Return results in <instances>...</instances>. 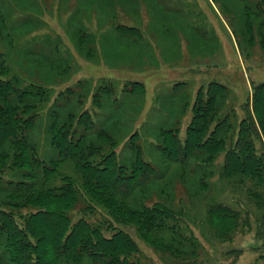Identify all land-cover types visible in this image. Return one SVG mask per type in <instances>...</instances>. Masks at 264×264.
Returning <instances> with one entry per match:
<instances>
[{
	"label": "rangeland",
	"instance_id": "obj_1",
	"mask_svg": "<svg viewBox=\"0 0 264 264\" xmlns=\"http://www.w3.org/2000/svg\"><path fill=\"white\" fill-rule=\"evenodd\" d=\"M247 1L250 12L245 0H0V54L16 78L12 92L38 107L26 135L40 163L22 154L27 168L0 181V223L13 219L24 247L30 243L24 264H263L264 235L257 232L264 158L249 165L233 147L239 124L251 118L247 131L259 139L249 138L264 151V112L253 94L264 82V18L251 11L255 0ZM37 85L46 91L43 100L31 98ZM210 88L220 112L205 127H189L194 100ZM69 117L70 138L90 137L84 148L91 150L64 162L50 143L60 128L48 126L69 124ZM89 119L93 127L83 129ZM169 131L180 141L176 158L166 144ZM97 147L103 153L96 156ZM111 153L103 170L99 161ZM76 160L95 164L101 185ZM7 180L24 183V191L17 195ZM39 192L44 200L56 194L52 209L69 218L58 215V230L71 250L31 247L51 231L30 223L45 205ZM35 196L40 207L26 206ZM167 207L178 218L168 217ZM5 228L0 224V264H20ZM119 228L115 259L104 253L105 240Z\"/></svg>",
	"mask_w": 264,
	"mask_h": 264
},
{
	"label": "trees",
	"instance_id": "obj_2",
	"mask_svg": "<svg viewBox=\"0 0 264 264\" xmlns=\"http://www.w3.org/2000/svg\"><path fill=\"white\" fill-rule=\"evenodd\" d=\"M252 2H254V0H252ZM252 6L255 7V10H251L253 13L255 12V17L262 15L263 17L261 18H264V0H255V3H253ZM245 9H246L245 10L246 12H250V5L247 0H245ZM245 14L249 18V13H245ZM262 23H264V20L259 21V25ZM126 29L129 33H131L130 34L131 36L133 35L135 36L137 33L136 32L137 30L135 27H126ZM263 40H262V43H263ZM10 73L11 72H10L9 66L7 65L4 57L0 54V181L3 180V176L4 174H6V172L7 173L9 172L19 173L18 172L19 169L23 170V168H27L26 166H23L26 160L25 159L23 160L24 156L22 157V154H29V156L34 159L35 163L37 164L40 163L39 159L37 158L36 160L34 157L35 156L34 152L36 151L34 144L32 143V141H30V139H28L26 135V132L30 131L33 121H34V117L36 116L37 104L33 102L32 104H28L27 101L24 102V104H22L21 102L22 100L20 98L21 93L18 92V95H17L15 91L12 92V89H13L12 83L16 78H15V75L12 76ZM133 83H137V81H133ZM36 88L39 91L36 93L33 92L31 94V98H36L37 95H40L39 100L45 99L46 91H44L42 87H40V85H37ZM131 88L132 90H134V85H132ZM209 90H211V93L207 95L205 99L198 96L194 100L192 108H191L193 113L191 115V120H190L191 122H190L189 127L191 128L205 127V125L207 126L209 120H213L216 117V113L220 112L219 111L220 110L219 101L215 100L214 98L215 95H214L212 88H210ZM226 94L227 93L224 92V97L226 96ZM253 94L255 96L254 99L257 102H260L261 111L264 112V82H262V84L253 86ZM227 98L228 96L226 97V99ZM93 99H94L93 100L94 103L98 105L99 103L98 96L95 95ZM253 106H254L253 110L255 112L260 110V108L257 107V103H254ZM246 111L248 112L250 110L246 108ZM26 112L28 113L25 115ZM72 118L73 117H69V124L66 123L68 120L66 119L64 122L60 120L59 122L57 121L51 122L50 126H48V130L52 132H55L54 128L56 127V125L60 128L59 131L53 133V136L50 139L51 140L50 143L53 145H56L60 149V154L62 156L61 161H64V162H69L71 161L72 157L82 155L85 148H87V150L89 149L91 150L90 145L84 148V142L87 143L86 141H90L89 140L90 137H86V139L84 137L83 139V136L81 137L79 136L76 140H73L72 138H70L68 127H71L72 125L70 121ZM78 120H80L81 122L80 117L78 118ZM89 121H90L89 123L87 122L83 123V129L93 127L94 123L92 122L91 119H89ZM250 124H252L251 118L245 121L244 120L241 121V123L238 126V131L235 136V141L233 143V145L235 146L233 147L236 148L237 152L242 153L243 156L248 159L247 163L249 165H254L255 167H257L261 164L260 160L262 159V157L264 158V154H263L264 151L261 152V154H259L254 149V145L252 142V136L255 139H259V135L257 134L256 130L254 132L250 131L252 129L248 130L249 132L247 131V127ZM226 127L230 129L234 127V125L228 124ZM74 128H77V127L75 126ZM102 132L103 131H100L98 135H100ZM250 133L251 134L254 133L250 137L251 139L249 138ZM166 135H167L166 144L172 148L171 154L172 156H174V158H176L181 153L180 148H179L180 141L177 138V135L173 131H169V133H167ZM223 141L227 142V139H224ZM184 142L186 146L188 144V140ZM8 143H9V148H6L5 146H7ZM13 145L15 146L12 147ZM108 149L109 148H107L105 151H107ZM230 149L231 148H229L228 150L227 162L230 161L231 156L234 154L232 150ZM98 150L102 151V147H97V151ZM10 152L14 154L12 155V153ZM102 153L103 151L96 153V156L101 155ZM82 156H85V155H82ZM105 156H107L106 159L99 161L103 166V170H106V168L109 167L112 153L108 155L106 154ZM76 161H77V166L78 165L80 166L78 170L82 172V170L84 169L85 175L89 179H91L95 184L101 185L100 182L102 179V173L99 170V168L96 167L95 164L92 165V162L83 163L78 160ZM52 164L56 165V162L53 161ZM145 167L148 170L150 169V172L153 171L151 165L147 164L145 165ZM33 174H34V171L32 169L31 175L33 176ZM31 175L29 174L30 177ZM3 183L7 186V188H8V185L9 186L13 185L10 180H7ZM111 183L112 181H110V184ZM13 189L17 192L15 193L19 195L20 191H24V183L14 184ZM48 190H51V191L53 190L51 185H49ZM6 192H9V191L7 190ZM48 195H49L48 198L44 200V199H41V193L39 192L38 199L42 202H45V205L42 204V207H41L42 211L40 213L36 214L32 212L30 223H32V228H37V229H44L48 226L51 229V231L49 232L50 235L46 237H38L40 239L37 240V242L35 243L32 242L33 246L31 247L37 246L38 248L42 250H49L50 247L55 246V251L57 250L58 252L63 253L66 250H71V247L69 246L68 242L64 241V238L60 236L61 231H59L58 229L63 228V227L62 225L58 224V218H59L58 215L62 216L64 222L66 223H68L69 218H67L65 214L62 215L63 213L58 212V210L57 212H55L54 209H52L54 208L56 201H58L55 199L57 198L56 194L50 193ZM36 198L37 196H35L34 202H30L26 200L25 201L26 206H31L32 208H36V206L40 207V205H38V203L36 202ZM61 206H64V203L59 201L58 207H61ZM44 208H47V209H44ZM49 211L51 212V214H49ZM181 211L182 210H180V212ZM165 213L168 215V217L174 216L178 218V215H179L175 212L174 209L172 210L171 207H167ZM51 219H53V221ZM2 223L5 224L6 226L5 230H8L9 237L13 239L11 242L9 238L8 243L11 244L15 248V253L16 255H18L19 263L24 264V258L26 257L24 250H27V247H30V243L28 242V244L24 247V242L21 241V239H23L22 230L16 225L13 219L4 217V219L0 223L1 225H4ZM76 224H74L70 228V232L74 229V231L71 233H74L75 231H77ZM259 225L261 226V231L257 233L264 235V215L262 216ZM117 234H123L120 228L116 230L114 233H112L111 237L109 236L110 237L109 241L105 240L108 247H106L104 251V253H107L112 258L115 257V259H118L116 252H114L117 250L119 246L118 241L115 239L118 236ZM113 247L115 248L112 250ZM56 258L60 259L61 257L60 255H58ZM122 260L123 259H121L120 261L118 260V262H121ZM31 262H33V260H31ZM70 264H75V263L73 261H70ZM263 264H264V255H263Z\"/></svg>",
	"mask_w": 264,
	"mask_h": 264
}]
</instances>
